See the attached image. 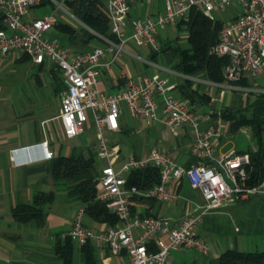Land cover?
Listing matches in <instances>:
<instances>
[{"label":"crops","instance_id":"obj_1","mask_svg":"<svg viewBox=\"0 0 264 264\" xmlns=\"http://www.w3.org/2000/svg\"><path fill=\"white\" fill-rule=\"evenodd\" d=\"M63 1L67 3V0ZM36 4L35 2L34 5ZM163 5L164 0H134L126 20L130 23L132 19L154 17L163 12ZM64 11L70 14L67 10L64 9ZM240 12L241 5L238 1H233L223 9L214 8L212 14L213 19L224 24L235 19ZM29 13L30 9L26 18L40 17L28 16ZM180 21L168 24L159 30L156 37L158 50L154 51L147 45L144 47L146 58L136 55L131 50L132 46L127 44L118 52L112 63H107L112 55L106 53L102 57L103 65L98 78V87L108 93H118L123 89L127 77L147 73L140 72L135 63L127 64V56L136 57L142 65L152 66V72L168 78L169 90L173 95L191 103L200 113L210 112L209 119L199 122L200 130H204L209 123L214 122L218 112L221 113L223 109H240L259 93L251 91V95L248 93L244 95V91L240 89L241 92L243 91L242 96L246 98L243 102L242 96L233 98L232 91L237 89L231 87L234 84L225 86L223 82L206 79L201 73L187 76L175 71L173 64L168 68L158 64L155 60L158 53H170L167 46L174 45L176 41L180 43L185 41L187 31L184 29V24H179ZM79 22L81 27L95 35L94 38L98 42H103V45L99 46L106 47V42L99 38L97 33L80 20ZM59 23L73 27L57 18L48 33ZM59 31L65 34L60 29ZM128 31L129 28L126 29V32ZM92 40L85 46H77L69 44L67 38V44L62 45L70 47L74 53H79L98 46L93 44ZM10 56L14 58L13 61L10 59L4 64L0 60V264H62V259L55 252V243L66 238L75 212L82 205L68 192L69 185L62 186L54 181L50 172L51 159L57 155L70 154L75 149L85 154L92 151L96 159L98 177L105 160L98 159L95 155L94 125H92L93 133L90 135L88 132L86 141L73 142L66 146L65 153L61 152L62 134L67 139H73L85 132L83 126L82 131L72 138L66 137L63 133L59 108L65 93V84L61 71L49 61L33 62L18 49H15ZM26 62H31L35 68L30 75L10 70L11 67ZM167 73H173L174 77L168 76ZM245 79L248 84L242 87L264 89V73L258 78ZM62 84L64 88H61ZM228 90L230 92L227 94ZM211 97L215 99L211 100ZM56 98L59 99L57 109L55 108ZM122 108L118 118V130L106 133L111 148L118 155L117 167L130 156L145 157L151 148L167 152L184 167L198 160L191 153L192 134L188 127L181 126L171 131L159 120L131 116L123 106ZM89 112L92 117L91 111ZM125 117L145 120V130L142 131L144 133L135 132L134 124H127ZM221 127L223 134L212 138L213 163L232 148L237 151L247 148V146L238 145L234 137L237 131L244 130L250 137L247 128H240L233 132L227 120L222 119ZM45 140L47 147L53 152L51 158L44 156L41 142ZM249 145L253 147L254 142L250 140ZM128 148L130 152L129 156H126ZM173 189L178 194L174 201H160L138 196L131 199L133 213L156 215L167 219L173 226H177L188 214L198 215L196 231L208 241V254L202 255L195 249L179 247L169 255L168 264H214L218 255L225 249L241 251L264 249V187L250 192L247 198L232 196L219 207L205 213H201L203 197L200 190L191 187L187 179L181 178L174 182ZM100 191L98 183V193ZM40 193H51L53 197L41 205V212H38L37 216L20 220L14 215L16 209L19 210L22 205L31 204L34 197ZM229 221L233 232L230 231ZM84 222L94 230L111 226L108 223L92 221L86 213ZM73 243L72 264H83L79 255V246ZM95 257L96 264H121L126 259L125 254L112 252L106 244L96 247Z\"/></svg>","mask_w":264,"mask_h":264},{"label":"built area","instance_id":"obj_2","mask_svg":"<svg viewBox=\"0 0 264 264\" xmlns=\"http://www.w3.org/2000/svg\"><path fill=\"white\" fill-rule=\"evenodd\" d=\"M133 1L104 0L111 37L99 34L98 37L106 42V47L95 46L88 51L74 53L70 47L47 35L57 21L54 13L31 19L25 17L36 0H0V52L18 49L33 62L49 61L61 71L65 93L60 102L59 118L66 137L72 138L82 131L86 121L85 110L92 113L96 157L105 160L99 171L101 191L97 199L117 216L118 221L94 230L84 222L85 211L80 206L67 231L69 238L78 246L87 242L96 247L106 244L112 252L125 254L126 259L121 264H168L170 252L179 247L208 254V241L196 231L198 215L188 214L177 226H173L167 219L156 215L133 213L131 199L138 196L174 201L178 194L173 189V183L181 178L200 190L203 197L201 213L219 207L232 196L247 198L250 192L259 190L246 184L245 166L250 161L249 155L232 148L213 163L212 138L223 134L220 113L216 114L214 122L200 130L199 122L209 119L210 112L200 113L191 103L173 95L168 78L157 72L127 77L118 93L101 90L98 78L103 65L102 57L110 53L112 56L107 63H112L129 41L136 45H148L157 51L159 30L187 19L192 7H201L213 19L214 8L223 9L238 1L241 12L222 25L211 52L229 57L223 68L224 85L234 84L232 88L249 93L252 90L236 83L247 77L258 78L264 73V0H164L163 12L154 17L132 19L128 23L126 16ZM254 92L264 91L256 89ZM214 99L211 97V100ZM122 106L129 115L159 120L171 131L181 126L188 127L192 134L191 153L198 160L184 167L167 152L151 148L145 157L130 156L117 167L118 155L111 148L106 133L118 130ZM41 144L44 156L51 158L53 152L47 147V141ZM149 165L159 171L157 183L145 189L127 184L130 171Z\"/></svg>","mask_w":264,"mask_h":264},{"label":"trees","instance_id":"obj_3","mask_svg":"<svg viewBox=\"0 0 264 264\" xmlns=\"http://www.w3.org/2000/svg\"><path fill=\"white\" fill-rule=\"evenodd\" d=\"M67 5L74 16L92 31L107 38L111 37L109 18L102 0H67ZM179 24H184L187 37L183 43L176 41L174 45L167 46L174 58L173 69L187 76L201 73L208 80L223 82V68L229 62V57L211 52L223 23L208 17L201 7L194 6L189 10L187 19L181 20ZM57 28L67 35L71 45L85 46L95 37L84 27L77 30L59 23ZM236 84L245 86L248 81L244 78ZM61 88H64V84ZM220 116L230 122L233 132L240 128L248 129L254 146L248 144L246 149L239 150L249 155L250 161L245 166L246 184L254 189L264 187V92L248 100L240 109H223ZM50 172L56 183L70 186L68 192L84 207L85 213L92 221L110 225L117 223V216L97 199L99 177L92 151L85 154L75 149L70 154L57 155L51 159ZM158 181L159 171L153 165L132 170L127 175V184L135 185L139 189L148 188ZM52 197L51 193L37 194L31 204L22 205L19 210L14 211V215L20 220L32 219L41 212V205L50 201ZM55 252L62 259V264H72L74 243L68 235L63 241L55 243ZM95 252L96 246L92 242L79 246L83 264H96ZM214 264H264V249L248 251L225 249L218 255Z\"/></svg>","mask_w":264,"mask_h":264},{"label":"rangeland","instance_id":"obj_4","mask_svg":"<svg viewBox=\"0 0 264 264\" xmlns=\"http://www.w3.org/2000/svg\"><path fill=\"white\" fill-rule=\"evenodd\" d=\"M36 5L32 6L30 8V13L28 14V16H42V14H47V13H54L56 18L60 19V21H64L69 23L70 25H72L74 28H76L77 30L81 28V23L79 22V20L77 18H75L74 14L72 13L71 9L69 8V6L67 5L66 2H64L63 0H36ZM60 4V5H59ZM67 10L70 14H67L65 11ZM47 35L55 37L58 42L60 44H67V37L65 34H62L59 29L57 27H55L53 30L50 31V33H47ZM101 42V41H100ZM98 42L97 39H93L92 43L93 44H97L99 45H103V42ZM127 45H131V50L132 52H134L136 55H140L141 57H145V51H144V47H146L147 45L143 44V45H136L133 41H129L127 43ZM14 52V50L9 51L8 53H1L0 52V60L5 64L6 62H9L10 59H14L12 58L10 55H12V53ZM146 58V57H145ZM156 62L160 65H163L165 67H170L173 63H174V58L170 56V53L164 52V53H158L157 58L155 59ZM13 61V60H12ZM126 62L127 64L129 63H135L136 65H138V69L140 70V72H147V73H152L151 67L150 65H142V62H140L136 57H126ZM18 65V64H17ZM13 66L10 68L11 71H15L18 72L20 74H24V75H30L31 71L33 72L35 70L34 66L31 64V62H26L23 64H19L18 66ZM168 76L170 77H174L173 73H167ZM250 89V91H256V88H252V87H248ZM261 91H264V89H260ZM230 92V90L227 91V94ZM243 91L241 92L240 89H235L232 91V96L233 98L235 97H239L242 96ZM255 93V92H254ZM244 95H246V93H243ZM249 95H251V92L248 93ZM243 102H245L246 98L244 96H242ZM59 104V99L56 98L55 99V108L57 109V106ZM51 107V106H50ZM85 114L87 117L86 122L84 123V128H85V132H83L80 136L75 137L73 139H67L63 136H61V143L63 144V147L61 149L62 153H65V148L66 146L70 145L73 142L76 143H82L84 141H86L87 138V134L89 132V134L91 135L93 133V121H92V117L90 115L89 110H85ZM126 118V123L131 125L134 124V131L139 133V134H143L144 132H142L144 129V125H145V120H140L139 118L133 119V118ZM87 129L89 131H87ZM229 137V136H227ZM235 139L238 141V145L239 146H248L249 141H250V137H248L247 132H245L244 130L242 131H237L234 134ZM129 148L127 149V155L129 156ZM229 228L230 231L233 232V227L231 226V223L229 221ZM224 248V247H223ZM188 249H193V248H188ZM176 249H173L170 254H172ZM192 251V250H191Z\"/></svg>","mask_w":264,"mask_h":264},{"label":"water","instance_id":"obj_5","mask_svg":"<svg viewBox=\"0 0 264 264\" xmlns=\"http://www.w3.org/2000/svg\"><path fill=\"white\" fill-rule=\"evenodd\" d=\"M219 169L222 171V173H223L225 179L227 180V178H226L225 173L223 172V170H222L221 168H219ZM227 181H228V180H227Z\"/></svg>","mask_w":264,"mask_h":264}]
</instances>
